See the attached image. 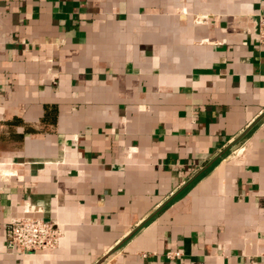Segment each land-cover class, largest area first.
Masks as SVG:
<instances>
[{
    "label": "crops",
    "instance_id": "0c3cea01",
    "mask_svg": "<svg viewBox=\"0 0 264 264\" xmlns=\"http://www.w3.org/2000/svg\"><path fill=\"white\" fill-rule=\"evenodd\" d=\"M261 14L0 0V264H264ZM21 219L57 247L10 251Z\"/></svg>",
    "mask_w": 264,
    "mask_h": 264
},
{
    "label": "built area",
    "instance_id": "2783aa9c",
    "mask_svg": "<svg viewBox=\"0 0 264 264\" xmlns=\"http://www.w3.org/2000/svg\"><path fill=\"white\" fill-rule=\"evenodd\" d=\"M257 40L259 45L264 46V14L257 17ZM232 154L237 155V152ZM60 237V229L50 222L21 219L8 227L7 248L19 254L52 250L57 247ZM180 255V252L174 251L166 253L165 257L175 259Z\"/></svg>",
    "mask_w": 264,
    "mask_h": 264
}]
</instances>
